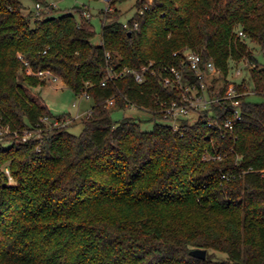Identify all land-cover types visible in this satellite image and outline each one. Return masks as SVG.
<instances>
[{
  "label": "trees",
  "instance_id": "obj_1",
  "mask_svg": "<svg viewBox=\"0 0 264 264\" xmlns=\"http://www.w3.org/2000/svg\"><path fill=\"white\" fill-rule=\"evenodd\" d=\"M33 1L40 13L26 12L22 0H0V264H264V66L250 64L252 94L263 98L242 97L235 138H221L201 119H184L178 129L164 122L157 99L180 94L158 75L138 82L126 73L101 84L107 65H178L184 49L224 73L242 55L258 62L236 29L264 50V0H152L147 7L136 0L126 25L118 8L109 9L123 0H107L99 44L91 41L88 6L76 8L78 21L70 10L55 14L54 4ZM20 56L60 75L76 94H90L78 134L68 123L41 120L64 122L69 113L51 115L32 93L44 81ZM185 72L199 80L188 66ZM109 98L159 121L144 130L133 116L113 119ZM25 130L40 136L22 141ZM223 171L232 177L222 179ZM193 248H205V258Z\"/></svg>",
  "mask_w": 264,
  "mask_h": 264
},
{
  "label": "built area",
  "instance_id": "obj_2",
  "mask_svg": "<svg viewBox=\"0 0 264 264\" xmlns=\"http://www.w3.org/2000/svg\"><path fill=\"white\" fill-rule=\"evenodd\" d=\"M152 0H148L144 7H147ZM36 9L40 8V4L36 3ZM108 9V7H106ZM145 8L139 9L142 13ZM39 13V10L37 11ZM88 17L90 14L85 12ZM127 23L124 22V25ZM137 26V23L134 24ZM236 36L238 38H245L247 41L251 40L243 28L236 29ZM254 41V40H253ZM257 47V53L261 59V63L256 61L250 62V59L244 55L241 59H232L230 63H242V67L228 68V72L224 73L221 67L217 66L213 61L203 62L202 55L193 50L184 49L181 63L165 64L159 66L154 60L148 61V63L141 65L138 69L129 67H123L118 71L113 65H107L106 74L101 81L102 85H105L108 81L117 79L126 73H132L135 80L141 82L144 80L146 74L158 75L161 83L165 87H169L179 92V98L164 99L158 98L157 103L160 106L159 112L162 114V119L168 121L173 129H178L184 119H189L190 122H194L197 119H201L208 126L219 129L221 138L232 137L235 138V130L237 123L242 119V97L254 93L253 87H249L247 78L250 79V64L264 66V50H261L260 46L254 41ZM176 54V52L174 53ZM109 54L107 53V59ZM26 69L36 75L47 76L56 81L58 79L55 74L49 68H37L32 69L31 63L20 56ZM185 66L198 77V81L191 78L190 74L185 72ZM33 70V71H32ZM248 72L249 77H246L244 72ZM252 82V81H251ZM82 96L87 99H91L90 94L87 91L82 92ZM77 105L76 102L73 103ZM108 105H114L115 99L109 98L107 100ZM214 105H220L223 108L221 113L217 112ZM133 106V105H132ZM208 112L205 114V112ZM91 113V108L86 111V114ZM80 113H76L75 116H79ZM46 124L53 126L65 125L67 121H60L55 117L44 115L41 119ZM217 158H222V154L219 153ZM232 175L229 171H223L221 173L222 179H229Z\"/></svg>",
  "mask_w": 264,
  "mask_h": 264
},
{
  "label": "rangeland",
  "instance_id": "obj_3",
  "mask_svg": "<svg viewBox=\"0 0 264 264\" xmlns=\"http://www.w3.org/2000/svg\"><path fill=\"white\" fill-rule=\"evenodd\" d=\"M48 2L54 4L55 6V14H59L61 12H64L65 10H70L73 12L74 17L76 20H80V14L76 11V8L86 5L88 8L84 10L85 12H88L90 16V24L91 27L95 30V35L92 38V43L99 44L101 41V18L102 16L99 14V11L103 8L106 10V7H108V1L107 0H47ZM148 1V0H146ZM25 11H35L34 1L33 0H22ZM136 0H123L120 2H117L116 5L112 8H118L120 10V20L123 22H126L130 17L133 16V14L136 11L135 6ZM44 7L40 5L39 13ZM249 47L252 49L254 53H257V47L253 40H249ZM244 55H242L240 58H243ZM259 62L261 63L260 57L256 55ZM237 59V60H238ZM242 67V63H229L230 68L234 67ZM32 69H35L34 67ZM33 71V70H32ZM29 72V71H28ZM31 74H34L32 72H29ZM246 77H249L248 72H244ZM41 79H43L44 84L38 85L36 87H32V93L41 95L44 102L46 103L47 107L49 108L51 115L57 116L61 114L69 113V115H63V117L66 118V124H69V130L72 133L78 134L82 129V120L87 117L86 111L89 109V107L92 105V100L87 99L82 94H76L70 87H68L62 77L59 75L58 79L56 81H52L51 78L43 75L40 76ZM247 83L249 87H253V83L249 78H247ZM262 95L260 94H252L250 95V99L255 101H260L262 99ZM76 102L77 105H74L73 103ZM111 108V116L113 119H121L124 116H133L136 120H140L141 128L144 130H151L153 128V125L156 121H159V119H155L152 117V113L150 111H147L145 109L139 108L135 105H131L124 109L116 108L114 105H109ZM76 113H80L79 116H75ZM163 120V119H162ZM164 122H168L163 120ZM17 135V134H15ZM38 137L40 136L38 132L33 130H25L22 133V141L27 140L29 137ZM8 172V170L6 171ZM9 183L15 184L16 181L13 177L9 176ZM209 252H212L215 258L217 259H224L226 258L227 254L225 252L217 251L209 249Z\"/></svg>",
  "mask_w": 264,
  "mask_h": 264
},
{
  "label": "water",
  "instance_id": "obj_4",
  "mask_svg": "<svg viewBox=\"0 0 264 264\" xmlns=\"http://www.w3.org/2000/svg\"><path fill=\"white\" fill-rule=\"evenodd\" d=\"M207 250L205 248H193L190 250V253L193 256L199 257V258H205Z\"/></svg>",
  "mask_w": 264,
  "mask_h": 264
},
{
  "label": "crops",
  "instance_id": "obj_5",
  "mask_svg": "<svg viewBox=\"0 0 264 264\" xmlns=\"http://www.w3.org/2000/svg\"><path fill=\"white\" fill-rule=\"evenodd\" d=\"M90 108V107H89Z\"/></svg>",
  "mask_w": 264,
  "mask_h": 264
}]
</instances>
